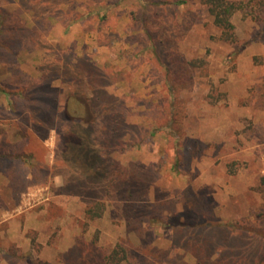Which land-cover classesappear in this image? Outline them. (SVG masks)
Here are the masks:
<instances>
[{
  "label": "rangeland",
  "instance_id": "rangeland-1",
  "mask_svg": "<svg viewBox=\"0 0 264 264\" xmlns=\"http://www.w3.org/2000/svg\"><path fill=\"white\" fill-rule=\"evenodd\" d=\"M158 1L0 0V264H65L76 244L87 258L107 257L120 245L139 246L142 234L166 257L119 264L194 263L164 224L201 214L235 235L258 228L264 239V0H231L238 6L233 40L202 0ZM148 29L190 62L188 85L176 88L169 52L158 55ZM69 53L104 73L109 100L124 112V142L110 155L149 175L138 202L143 229L128 226L112 197L90 212L88 199L69 193L66 178L86 171L72 161L55 121L43 125L32 114L47 120L50 106L37 97V106L15 103L19 72L45 88L49 64ZM52 85L56 115L67 112L84 127L96 119L92 92L60 79ZM20 152L31 157L21 159L22 177L12 184L8 156Z\"/></svg>",
  "mask_w": 264,
  "mask_h": 264
},
{
  "label": "trees",
  "instance_id": "trees-1",
  "mask_svg": "<svg viewBox=\"0 0 264 264\" xmlns=\"http://www.w3.org/2000/svg\"><path fill=\"white\" fill-rule=\"evenodd\" d=\"M34 1L38 3L41 0ZM162 1L155 4H169V1ZM179 2H185V0H179L176 3L179 4ZM202 2L207 6L215 24L222 29V36L227 40H233L235 26L232 16L238 9L237 3L231 0H202ZM150 14L144 16V24H147V19L152 17ZM16 32V35H19V31L16 30ZM156 32L158 31L156 30L154 33ZM148 33L151 40H155V50L160 57L163 53L169 52L167 69L176 88L188 85L190 80L187 76V65L190 62L185 58L173 56L169 38H157L159 40L157 43L156 35H153L150 29H148ZM23 39L21 36V40ZM13 47L11 55H17L19 46ZM74 58V55L69 53L67 56L58 57L55 62L49 64L47 76L45 80L43 79L47 82L45 88L39 85L40 83L27 81L25 78L27 75L19 72L22 88L18 96L14 98L15 103L17 106L20 104H36L35 106H37V97L42 100L40 102L42 107L45 104L50 106L47 120L41 118L36 112H32V114L36 115L37 121L43 125L48 126L52 120L55 121L60 141L64 142V146L69 147L72 161L80 164L86 171L84 175L72 173L66 178V184L70 188L69 193L88 199V203L92 205L88 209L90 212L93 206L100 205L102 207L108 197H112L128 226L143 229L145 210L138 205V202L148 189L149 175L134 163L123 164L110 155L124 142V128L127 126L124 112L120 105H115L109 100L104 73L87 60L83 61L79 58L74 60ZM58 79L75 88L77 93L90 91L96 97V99L93 97L95 101L97 100L94 109L95 111L98 109V113L96 112L98 115L87 127L80 123V119H75L67 112L63 115H56L59 91L52 83ZM41 83L44 85V82ZM183 111L184 109L180 107L179 112L183 113ZM188 145L192 148L196 147L194 140H190ZM10 156H12L14 165L8 173L13 184L22 177L21 159H26L31 155L20 152L10 154L8 157L10 158ZM91 193L93 198L89 199L88 196ZM187 205L190 210L192 205ZM95 214L94 212L93 215ZM210 221L201 214V218L198 220L190 218L187 222L175 220L174 224L170 222L164 224L167 228L175 229L178 237L182 240V248L190 252L195 259L194 263L177 259L173 260L172 264H264V239L255 233L259 231L258 228L247 229L246 232L235 235L227 228V225ZM150 240L149 236L145 237L142 234L141 244L132 247L131 250L120 245V249H115L107 257L94 254L89 258L84 255L85 247L76 244L72 248L71 257H68L64 263L119 264L122 260L131 261L130 256L139 258L145 263L150 254L155 255L156 258H165L166 253L164 252V254L162 250L152 246Z\"/></svg>",
  "mask_w": 264,
  "mask_h": 264
}]
</instances>
